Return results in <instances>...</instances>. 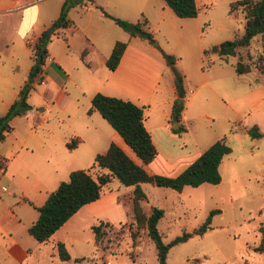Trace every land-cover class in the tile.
<instances>
[{
  "label": "rangeland",
  "instance_id": "obj_1",
  "mask_svg": "<svg viewBox=\"0 0 264 264\" xmlns=\"http://www.w3.org/2000/svg\"><path fill=\"white\" fill-rule=\"evenodd\" d=\"M232 1L235 0H197V19H180L187 22L189 29L184 39L170 29L160 27L158 31L153 32L154 42L159 40L161 43L156 50H160L163 46L168 51L167 55L178 60L179 64L172 67L174 83L177 81L181 85L180 91L182 89L187 98L188 91L193 90L195 82L203 77L211 81L210 84L224 99L246 87L249 89L255 82L264 81V69L258 67L262 63L258 62V57L262 53L264 38L260 33L252 38L248 47L240 48L235 57H229L228 62H222L219 59L212 62L209 58L203 57L198 50V46L207 48L242 35L247 20L251 18L250 10L240 6L234 12H230ZM89 3H91L90 0L86 2L67 0V17L71 26L70 30H64L67 44L57 37L56 32L47 36L46 32L50 27H46L39 34L38 37H42L44 42V49L50 57L57 60L59 69L55 67L56 73L47 72L50 77L42 83L39 82V73L33 76L25 71L26 68L17 71L20 73L17 74L18 79L14 85L18 89L24 85L29 87L27 102L30 108L24 113L25 115L21 114L10 122L11 131L6 133L4 141L0 144L3 143L11 150L15 149L18 146L16 140H24L26 137V126L33 124L40 134L38 140L49 139L56 141L57 144L58 140L64 139V146L69 151L74 146L68 145L75 139L69 131V126L72 123L85 125L88 128L94 125L92 117H89L86 111L91 105L94 91L102 93L105 88L97 85L92 87V84L88 85V82L83 81L82 72L85 70V64L81 62L80 52L76 48L80 46L84 34L89 36L92 31H105L110 34L112 30L113 37L122 39L118 38L119 41H124L128 35L111 19L101 15L99 10L88 9ZM121 5V0H111L104 9L126 20L121 17L125 15ZM132 17L134 19L132 22L139 18L136 14ZM148 28H152V25L148 24ZM131 40L139 42L138 38ZM18 42L21 47L4 64L11 62L13 66L23 65L25 62V67H33L35 61L31 51L27 54L24 42ZM238 60L249 64L251 69L248 73L233 75L234 69L231 64ZM44 63H47L45 59ZM44 63L41 64L40 70L44 67ZM3 70L8 72L6 67ZM0 80L2 81V78ZM166 80V74L164 79L158 80L160 88L164 87V93L159 96L157 92V97L154 95L153 109L161 106L158 101L162 97L168 96ZM122 81L121 83L125 84L120 86L119 90H110V96L126 99L130 94L132 96L138 94L136 89L132 90V83ZM8 88L10 89L11 85H8ZM4 96L6 100L12 97L9 93H5ZM210 99L206 101L202 99L199 105L191 101L187 106L185 116L188 127L192 129L190 134L184 129L185 126L179 129L173 124L168 127L167 134L158 130L152 131V140L157 152L172 161L180 155L184 156L195 150L194 141L199 144V147H204L226 135L231 152L220 162L221 181L218 184L203 183L196 187L186 185L181 192L168 187H159L153 183H140V187L147 196L143 208L146 212H149L151 206L163 210L157 229L164 243H168L183 232L191 233L185 242L177 243L168 250L166 264H264V250L260 249L262 247L260 230L261 228L264 230V103L251 107L252 103L250 99H247L241 107L247 109L246 115L239 125H236V122L231 125L226 118V113H231L230 110L218 100ZM174 102L178 103L177 99ZM1 109L0 107V111ZM101 120L112 129L104 119ZM255 123H258L256 126L263 134L261 138H252L246 133L247 129ZM233 127H236L235 134L230 131ZM243 129H246V132ZM90 133L87 131L86 141L80 142L73 153L69 152L70 156L79 153L84 158L88 155L92 138ZM125 146L131 159L141 164L133 151L127 145ZM93 162L94 158L83 162L84 169H90ZM71 165L81 166L82 163ZM185 167L186 164H183L170 175L179 174ZM68 175L59 174L58 177L61 181H66ZM117 187L122 193L132 189L113 179L104 186L103 194L108 193L110 189L116 190ZM21 198V196H15L16 200ZM0 199L8 202L1 193ZM123 201L128 200L123 199ZM12 209L16 211L20 221L17 223L16 230L18 239L24 242L23 238L29 237L35 244H39L38 248L31 247L37 256L40 255L36 264H158L155 246L146 233H141L138 242L132 243L130 233L135 230V225L128 215L124 222L110 223L109 226L104 227V233L96 246L93 232L87 224L91 217L77 213L68 223L69 229L61 233L68 242L67 251L70 255L69 260L62 261L56 254L54 260L50 256L53 251L51 243H37L28 235L26 227L35 213L33 206L18 204L12 206ZM124 209L127 212L130 211L129 203L124 205ZM214 210L210 221L206 224L207 217ZM216 210L219 211L216 212ZM99 221L106 220L95 219L91 225ZM202 225L206 227L203 235L194 234L193 230ZM10 244L11 240L7 235L0 238L1 248H7ZM0 264L17 263L2 252Z\"/></svg>",
  "mask_w": 264,
  "mask_h": 264
},
{
  "label": "crops",
  "instance_id": "obj_2",
  "mask_svg": "<svg viewBox=\"0 0 264 264\" xmlns=\"http://www.w3.org/2000/svg\"><path fill=\"white\" fill-rule=\"evenodd\" d=\"M50 1L52 0H0V62H2V64L0 63V78H2V81L0 80L1 115L8 110L11 103L18 97L20 89L14 85L18 79L17 74L20 73L17 71L26 68L25 71L30 72V68H32L30 66L28 68L25 67V62H23V65L17 64L13 66L11 62L8 64H4V62L7 61L10 56H14L17 53L18 49L21 47L18 41L24 42L27 54L31 51L32 58L36 61V59H34V54L36 45L40 42L41 38L38 36L46 27H53L52 23L58 17L63 4V0ZM90 1L91 3H89L90 5L87 8L99 10L101 15L105 16L96 5L105 8L111 3V0ZM82 2H86V0H82ZM195 2L198 7L197 0H195ZM121 3V10L123 14H125L121 17L129 20L128 22L134 20L132 16L135 14L139 17L138 19L145 18L147 20L145 29L149 31L152 36L154 30L158 31L160 27L174 31V33H177L183 39L188 33L189 29L187 22L180 20L182 17H178L165 2L161 0H121ZM190 19H197V16ZM148 24L152 25V28L149 29ZM67 29H71L70 20L66 27H53L50 34L56 32L57 37H60L67 44V36L64 32V30ZM90 34L91 35L88 36L85 33L81 38L80 46L76 48V50L78 49L80 52L81 62L85 64V70L82 72L83 81L88 82V85L92 84V87L96 85L104 87L105 91L101 92L108 96H110V90H119L120 86L122 87V85L125 84L121 83L123 82L122 80L132 83V90L136 89L138 94L135 96L130 94L125 100H130L143 108V124L149 132L151 140L152 131L158 130L167 134L168 127H171L175 123L178 125V128L179 126H185L184 129L190 134L192 129L187 125L185 113L191 101L199 105L202 99L205 101L210 98L218 100L231 112L226 113L228 123L235 124L236 122V125H239L241 119L246 115L247 109H242L241 107L247 102V99H250L252 103L251 107H257L264 103V81L255 82L249 89L246 87L242 91L239 90L237 93H233L231 97L224 99L210 84L211 81L203 77L195 82V88L193 90L188 91L189 99L186 97L185 93L182 97H179L176 94L172 70V67H176V65L179 64L178 60H174L172 65H168L165 60V55L168 54V51L163 46L160 50H156V48L161 45L159 40H156L153 44L144 38L130 36L128 33V38L124 39L126 47L120 61L114 70H110L106 66V59L113 45L116 41H119L120 38L113 37L112 30L110 34L105 31H92ZM30 35L32 36L28 38ZM134 38H138L139 42H132L131 39ZM28 40H33L34 44H29ZM204 49L205 48L198 46V50L202 55ZM44 59L47 63H44ZM44 59V67L38 72L40 75V83L49 79L50 76L47 72L56 73V69H59L57 60L50 57L47 51ZM209 59L214 62L215 59H219V56L211 54ZM5 67L8 69V72L3 70ZM233 71V75H241L236 73L235 70ZM165 74L167 75L166 81H168V84L166 83L168 96L162 97L161 100L158 101L161 106L153 109L152 102L154 100V95L157 97V92H159V96L164 93V87L160 88L158 80L164 79ZM8 82H11V84H8ZM8 85H11L10 89ZM94 92L97 93V91ZM5 93H9L12 96L10 100L5 99ZM175 99L178 100V104L183 105L178 118H175L172 114V103ZM199 108H201V106H199ZM88 115L92 117L94 124L89 128L88 126L77 125L75 123L69 126V131L72 132L76 139L72 140L71 144L74 148H70L69 151L64 146V139L58 140L57 144L56 141L49 139L38 140L40 134L33 124L26 126V137L24 140H16L18 146L15 149L11 150L3 143L0 144V160L3 162V167H0V193L5 196V199H8V202H3L0 199V238H4V235H7L11 240L9 247L1 248L0 246V253L3 252L9 255L17 264H23L24 262V264H36L38 263L37 259L40 255L38 254L37 256L31 249L32 246L38 248L39 244H35L29 237L23 238L24 242L18 239L16 230L17 223L20 221L19 218H17L16 211L14 212L12 209V206L18 204H29L33 206L35 213L31 216L30 223L26 227L28 230V227L38 217V210L36 207L41 206L45 202L48 193L54 190L61 182V178L58 177L59 174H70L72 170L79 168L84 169L85 165L83 162L89 158L92 160L98 153L105 152L111 142L115 143L128 157H130L125 146L127 144L123 138L113 128L111 129L108 128L109 126H106L101 120L104 118L100 113L98 111H93ZM18 116L19 115L14 116L10 122H13L14 118ZM106 123L108 122L106 121ZM255 125L258 126V123H255ZM87 131H90L92 136L90 142L91 148L89 149L88 155L84 158L79 153L70 156L69 152L73 153L80 142L86 141L87 137L85 134ZM230 131L232 134H235L236 127L230 128ZM243 131L246 132V129H243ZM4 139L0 142H3ZM76 141H78V143H76ZM213 142L214 141L210 142V144L204 147H199V144L194 141L195 150L184 156L180 155L172 161H169L159 154V152H157L154 159L147 165H142V163L138 164L133 159L132 160L136 164L142 165L149 174H166V176H171L170 174H174L183 164H186V166L189 165ZM79 162L82 163L81 166L76 165L73 167L71 165ZM126 191L128 192L122 193L119 187H117L116 190L110 189L108 193L102 194L98 199L85 204L56 230L46 242H38L28 231L27 233L37 243H51L53 251L50 256L54 260L56 254L55 244L57 242H63L67 248L68 242L61 233H65L69 229L68 223L77 213H83L91 217L87 223L90 228L95 219H104L113 224L124 222L126 220V215H128V212L124 209V205L128 203V201L125 202L123 199L128 200L132 189L131 191L129 189ZM15 196H21L22 198L21 200H16ZM95 224L98 223L96 222Z\"/></svg>",
  "mask_w": 264,
  "mask_h": 264
},
{
  "label": "trees",
  "instance_id": "obj_3",
  "mask_svg": "<svg viewBox=\"0 0 264 264\" xmlns=\"http://www.w3.org/2000/svg\"><path fill=\"white\" fill-rule=\"evenodd\" d=\"M164 2L178 17L192 18L198 14V7L195 0H164ZM240 6L247 7L251 15V18L245 24L242 35L205 48L203 50V57L209 58L211 54H216L221 61L228 62V58L235 57L239 53L240 48L248 47L255 35L260 33L264 36V0L232 1L230 3V12L235 11ZM96 7L130 36H138L151 43L154 42L152 34L145 29L147 25L145 18H140L136 22H128L108 13L100 5H96ZM67 11V0H64L58 17L52 23L54 28L66 27L69 24ZM257 17L259 18V24L254 26V19ZM262 46V53L258 57V62L262 63L258 67L264 69V38L262 39ZM125 47L126 42L124 41H116L113 45L106 59V66L110 70H114L117 67ZM40 50L42 51L40 64L37 67H32L30 71V74L33 76H36L40 71V66L43 63L46 53L42 37L36 45L34 59H36L37 52ZM165 60L168 65L174 63L171 55L166 54ZM231 65L238 74L248 73L251 69L249 64L243 63L240 60L232 62ZM175 86L176 94L182 97L184 91L182 89L180 91L181 85L176 81ZM28 95L29 87L24 85L20 88L18 97L11 103L8 110L0 116V141L11 130L10 120L14 116L26 113L30 108L27 102ZM182 108V104L173 103L172 114L175 118L179 117ZM93 111H98L123 138L125 143L140 159L142 165H147L154 159L157 151L152 143L149 132L144 127L142 107L130 100L97 92L91 99V105L87 113L90 114ZM181 127L179 126V129ZM247 133L252 138H260L263 136L256 125L249 127ZM71 145L69 144L68 146ZM230 152L231 148L227 143V137L223 135L206 148L179 174L166 176L149 174L142 165L136 164L120 147L111 142L105 152L95 155L90 169L72 170L66 181H61L54 190L48 193L45 202L41 206L36 207L38 217L28 227L27 231L38 242L48 241L52 234L82 206L98 199L104 192V186L109 184L113 179H117L124 186H132L131 195L128 198L130 205L128 216L135 225V230L130 233L132 243H137L140 234L146 233L147 237L155 246L157 263L166 264L168 250L177 243L185 242L191 236V233L183 232L168 243H164L157 229V223L163 216V210L155 206H151L148 213L144 210L142 203L146 201L147 197L140 187V183H153L156 186L168 187L176 191H181L186 185L196 187L203 183L218 184L221 181V175L219 173L220 162ZM2 163L0 160V167H3ZM213 212L215 210L210 212L206 219V224L210 221V216ZM109 225V221H99L98 224L91 226L94 244L96 246L99 244L104 233V227ZM205 230V225H202L194 229L193 233L201 236ZM260 231L262 234V247L260 249L264 250V230L261 228ZM55 247L56 254L60 260L67 261L70 259V255L63 242H57Z\"/></svg>",
  "mask_w": 264,
  "mask_h": 264
},
{
  "label": "water",
  "instance_id": "obj_4",
  "mask_svg": "<svg viewBox=\"0 0 264 264\" xmlns=\"http://www.w3.org/2000/svg\"><path fill=\"white\" fill-rule=\"evenodd\" d=\"M258 24H259V18L257 17V18L254 19L253 25L254 26H257ZM52 29H53V27H50L49 28V31L46 32V35L47 36L50 34V32L52 31ZM41 56H42V51L40 50V51L37 52L36 61H35V64H34L33 67H37L40 64ZM175 126H176V128H178V125L176 123H175Z\"/></svg>",
  "mask_w": 264,
  "mask_h": 264
},
{
  "label": "built area",
  "instance_id": "obj_5",
  "mask_svg": "<svg viewBox=\"0 0 264 264\" xmlns=\"http://www.w3.org/2000/svg\"><path fill=\"white\" fill-rule=\"evenodd\" d=\"M28 43L29 44H34V41L33 40H28Z\"/></svg>",
  "mask_w": 264,
  "mask_h": 264
}]
</instances>
